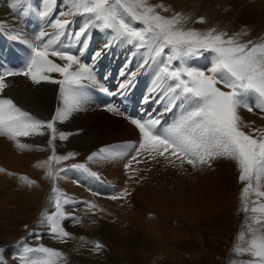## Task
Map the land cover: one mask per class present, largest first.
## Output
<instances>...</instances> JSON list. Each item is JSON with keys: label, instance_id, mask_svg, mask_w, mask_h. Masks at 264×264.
Returning a JSON list of instances; mask_svg holds the SVG:
<instances>
[{"label": "snow or ice", "instance_id": "snow-or-ice-1", "mask_svg": "<svg viewBox=\"0 0 264 264\" xmlns=\"http://www.w3.org/2000/svg\"><path fill=\"white\" fill-rule=\"evenodd\" d=\"M26 3L27 0H10L8 6L15 11ZM36 15L46 27L33 39L25 38L20 31L9 32V39L25 45L28 54L19 68L0 65V137L24 152L34 146L23 142L22 138L49 136L47 146L51 154L37 167L44 169L45 178L52 181L49 201L55 210L43 211L39 221L47 226L52 238L67 243L74 237L65 229L64 222L70 219L76 225L83 223L82 218L66 212L65 206L75 201L56 186L61 173L68 170L56 166L75 155L57 154L54 142L66 140L69 135L58 131L57 123L84 110L88 102L87 88L98 87L103 93L122 95L133 86L139 70L154 66L150 88L142 103L155 100L162 109L157 115L149 113L143 119L130 118L139 133L138 144L101 147L87 159L97 162L116 159L125 149L133 148L135 154L125 164V169L131 172L128 180L133 183L140 182V169L134 168V163L163 161L166 166L177 169H184L185 165L199 169L210 168L219 159L234 161L239 181L244 185L240 202L246 221L231 249L232 264H264V126L253 127L254 122H246L240 115L243 108L250 113L258 110L264 118V38L242 41L241 37L249 34L246 28L229 33L217 27L205 30L188 27L189 15L175 12L163 3L153 4L151 0H59V3L58 0H42V8ZM76 16L84 21L78 30L70 32L72 18ZM196 22L206 23L204 17ZM7 27L0 23V29ZM93 30L108 36L103 48L92 54L93 62L117 45L131 46L143 53L135 71L127 70L131 58L126 61L120 71L124 79L118 84L117 92H110L100 83L95 63L82 59ZM74 47L76 51L72 50ZM205 53L211 54L210 66L206 69L187 63L189 58ZM53 73L60 78H53ZM16 76H24L36 85L50 82L59 86V104L51 119L33 115L5 94L10 87L8 78ZM178 105L183 107L178 119L163 126L162 116ZM106 107L109 112L123 115L112 104ZM70 167L99 179L85 164ZM5 172L6 169L0 168V173ZM7 175L15 174L7 172ZM18 180L21 185L36 186V181L27 176L19 175ZM131 195L125 187L107 198L127 202ZM85 203L87 213L94 216L97 205ZM92 223L98 221L93 219ZM78 239L81 247L90 244L94 253L106 250L100 241H90L83 236ZM3 251L0 249V264H7ZM245 255L250 259H239ZM14 258L18 264H68L64 252L43 244L35 247L24 244Z\"/></svg>", "mask_w": 264, "mask_h": 264}, {"label": "bare ground", "instance_id": "bare-ground-1", "mask_svg": "<svg viewBox=\"0 0 264 264\" xmlns=\"http://www.w3.org/2000/svg\"><path fill=\"white\" fill-rule=\"evenodd\" d=\"M9 3L10 0H0V23H5L8 26L5 29H0V65H3L5 68H19L22 66L23 61L27 56L26 51L28 50L25 45L9 39L10 30L20 31L25 38L33 39L34 35L37 34L41 28H45L46 25L44 21L36 15V12L42 8V0H27L26 4L22 5L15 11L9 8ZM151 3H163L175 12H183L184 14L189 15L191 19L188 22V27H194L200 30L217 27L220 30L228 31L229 33L239 32L241 29L246 28L249 34L242 36V41L264 38V0H151ZM163 14L170 15L171 13ZM200 17H204L206 23H197L196 21ZM72 19L73 23L69 28L70 32L78 30L84 21V18L79 16L73 17ZM107 39L108 36L106 33L93 30L91 32L88 49L82 59L87 63H95L96 75L100 83L108 88L110 92H117L118 84L124 79V77L120 75V71L124 68L126 61L131 58V64L128 66L127 70L135 71L137 65L142 60L143 53L142 51L137 52L131 46L117 45L107 49L98 61L93 62L91 60L92 54L103 48ZM65 42L68 43L69 41L65 40ZM72 50L76 51V48L74 47ZM210 61L211 54L205 53L199 57L189 58L187 63L190 66L203 70L210 66ZM151 68L152 67H147L139 70L133 82V86L129 88V90L137 96V105L133 111H129L126 107L119 104L117 100L119 94L109 95L99 91L98 87H89L86 89L88 102L85 104L84 110L73 113L67 121L57 123L56 125L58 131L69 134L68 138L70 139V142L68 141V138L66 140L57 139L54 142L57 154H75L72 159L62 162V165L56 166H64L67 167L68 170H71L61 173L62 178L57 180L56 186L66 195H72L69 197H71L75 203L69 204L66 208H70L66 209V212H71L75 216L84 218V224L76 225L74 222H64L66 230L74 235V239L69 240L67 243H64V245H59L58 243L56 246L45 236H43L44 239H41L45 246L50 244L52 248L58 249L64 253H72L75 260L73 263H70L71 261L68 260V264H101V260H99L96 253L90 250V244L83 247L80 246L78 238L81 236L90 241H100L101 243L106 244L105 246L109 247V260L106 263L104 262L105 264H122L128 259L130 251L134 254L138 252V256L143 259V261L147 260L149 257L153 258L154 255H156L155 257H157V259L159 258L160 261H163V259L166 258H177L178 254L175 250L168 247L169 245L174 247L175 242H164L165 240L161 239V233H168L169 237L174 238V241L177 238H187L186 233H181L180 231L174 232V230H172V227L169 225L166 218L167 213L158 210L154 211L157 213L155 215L156 217L151 219L143 217L142 215L146 211H143L140 208L139 201L130 204L134 205L132 206L134 210L132 220H134V216L138 215L136 211L139 212V215L136 216L134 220L137 225V230L135 231L136 236L132 235L131 227L128 228L129 232L125 230V227L128 226H125L126 224L124 222H122L124 228L122 224L119 226H122L124 232L121 234L120 232H117L120 234L117 236L114 235L116 231L112 234L110 230L113 223H111V221L103 220L100 214H108L105 211L110 213L120 212L121 214L124 210H128V207L130 206L129 200L124 202L108 199V196L118 192L108 185H106V189L102 188L104 185L101 186L95 184L98 181L96 178H93L91 175L80 169L70 167L72 164H85L91 171L93 168L98 171L96 172L93 170L95 173H98L97 175L99 177H101L99 174L102 173L98 170V165L103 166L104 164V167H107L106 171H104V173L106 172L107 179L116 182V184L121 180L124 183L126 177L124 176V173L121 172L122 169L120 164L131 148L125 149L124 154L121 157L107 161L92 162L89 161L87 157L89 156L88 154H92V150H95L97 146L105 143L110 144L115 140L125 141L124 145H135L134 143L138 138L139 133L135 126L131 124L130 118L138 117L139 119H143L146 118L149 113L157 115L161 111L162 106L160 104L156 106L152 101L147 104H144L141 101L142 88L138 83L145 71H148ZM51 75L53 78H60L58 74L53 73ZM8 83L10 87L6 89L5 94L12 98L18 106L41 119H51V116L55 112V108L59 104L58 85L50 82H42L39 85L32 84L31 81L24 76L10 77L8 78ZM127 90H125L124 94L127 93ZM109 104L118 107L123 115H116L109 112L106 107ZM175 113L176 111H174V114ZM240 115L244 121L254 122L253 127L264 126V118H262V114L259 113L258 110H254V112L250 113L241 108ZM172 116L173 110L165 113L162 116V121H170ZM48 139V135L22 138L23 142L32 144L34 147L30 151L21 152L6 138L0 137V168H4L7 172L16 175V177H6L7 172L4 174L0 173V188L6 189L7 186H18L19 184L13 185L12 183L15 184L19 175L27 176L29 179L36 181V186L28 187L27 185H22L20 191L14 190V195L18 194V198L22 197L20 199V203L22 204L19 209L13 210L4 206L0 207V220H9L10 222L5 225H7L6 227L8 228L10 227L9 230L15 228L17 232L16 235H20L22 231L19 229V223L11 220L12 217L15 216V219H22L27 214L30 216L29 218H31L33 216V214H30L31 208L36 205L38 206L41 202L46 203V199L51 195V191H48L47 187L50 188L52 181L45 178L44 169L37 167L41 161L47 160L48 156L51 154V152L49 153L51 149L47 146ZM109 164L111 165L108 166ZM225 164L226 168L231 172L233 171V173H236V166L233 161H226ZM203 173L208 179L211 176L212 171L210 168H206L203 170ZM81 177H84V179L82 180ZM122 177H124V179ZM85 186L86 188H90V191L92 190L91 193H95L96 190H99L104 193V195H92L86 192L85 189V191H82V187ZM146 196L149 197L150 195L148 193L140 194V198L142 197L146 199ZM17 197L15 201L18 199ZM84 197L97 205L94 216L87 213V206H79L77 203V200H80L79 198ZM165 201L168 205V209L171 207L174 208L179 205L180 202L178 199L173 200L172 202L170 199ZM48 203H50L49 200ZM47 206L49 207V211L47 210L48 212L55 210L54 208L50 210L49 204H47ZM152 206H154L152 203H148L149 208H152ZM101 209H103V211H100ZM152 209H148V211H153ZM205 209L207 210V213H210L211 208L206 206ZM195 215L196 218H199L200 215H202V212L196 210ZM93 219L98 221V223L93 224ZM119 219L121 220V218ZM158 223L161 226L156 225ZM100 226L102 228L98 229ZM3 231L5 230L3 229ZM30 233H32V230ZM5 237L9 238L8 236H0V241ZM155 248L156 251L154 250ZM161 250L162 253L159 252ZM20 251L22 250L20 249L16 251L15 255ZM86 256L92 257L87 261ZM4 259L7 261V264H18V262L12 260L8 255L7 257H4ZM247 259H250L247 255L245 258H242V260Z\"/></svg>", "mask_w": 264, "mask_h": 264}, {"label": "rangeland", "instance_id": "rangeland-1", "mask_svg": "<svg viewBox=\"0 0 264 264\" xmlns=\"http://www.w3.org/2000/svg\"><path fill=\"white\" fill-rule=\"evenodd\" d=\"M26 52L27 55L28 51ZM153 73H154V67H152L148 71H145V73L141 76L142 78L139 80L138 85H140V87L142 88L141 100L148 93V89L150 88V84L153 78ZM152 103L156 106L158 105V103H156L155 100H153ZM174 111H176L175 114ZM182 111H183L182 106L178 105L177 107H175L173 109V116L171 117V120L162 121L163 126H168L171 123H173L176 119H178ZM138 140H139V136L134 144H138ZM68 141L70 142L69 138ZM124 144L125 141L115 140L110 144L105 143L97 146L95 150H92V153L97 152L101 147H111V146L124 145ZM50 152L51 151H49V153ZM134 154L135 151L133 148H131L129 152L124 156V159L120 164L122 169L121 172L124 173V176L126 177L124 183L121 180L116 184V182L107 179L106 178L107 176L105 174L106 172L104 173L107 167H104L103 164V166L98 165L99 167L98 170L102 174H99L101 177H99L98 175L97 176L101 181L96 177L92 176L93 178H96L98 180L97 183L95 184L101 186L104 185L102 188H105L106 185L111 186V188L115 189L116 192H120L123 188L128 187L129 191L132 193V195L128 199L129 205L135 203V201H139L140 208L143 211H146L142 215L146 219H151L153 217H156L155 215L157 213H155L154 211L160 210L161 212L167 213L166 218L168 220L169 225L172 227V230H174V232L180 231L181 233H186L187 238H181V239L177 238L174 241V238L169 237L168 233L166 232L161 233V239H164L165 240L164 242L173 241L176 243V244L174 243V247L173 246L171 247L170 245L168 247L170 249L175 250V252L178 254L177 258H166L163 259V261H160V259L159 258L157 259V257H155L156 255H154L153 258L149 257L147 260L144 259L145 261H143V259H141L138 256L139 255L138 252L134 254L130 251L128 254V259H126L122 264H232L233 253L231 249L233 248L234 243L236 242L238 233L244 230V224L246 221V216L242 210V205L240 202V193L244 185L239 181V171L235 162L233 161V163L236 166V173L235 172L233 173V171L231 172L228 168H226V164H225L226 161H231V160L219 159L214 161L212 167H210L212 173L208 179L203 173V170L209 167L193 169L190 166L185 165L184 169H177L170 166H166L163 163V161H161L160 163H154V162L147 164L141 163L139 165H136L134 163L133 167L140 169L138 174V179L140 180V182L133 183L128 180V176L131 175V172L125 169V164L128 163V161L131 159V156ZM66 164H71V163H66ZM110 165L111 164H109L108 166ZM93 170L94 168L92 169V172L96 171ZM68 171L71 170L69 169ZM7 176L9 175H6V177ZM12 177H16V175H12ZM81 178L82 180L84 179V177ZM122 178L124 179V177ZM12 184L13 185L19 184V185L16 187L7 186L6 189L0 188V207L4 206L16 210L19 209L20 205L22 204L20 203L21 202L20 199L22 197L18 198L17 197L18 194L14 195L15 193L14 190L20 191L22 189L21 188L22 185L20 184L18 178L16 179L15 184L14 183ZM51 188L52 185L50 186V188L47 187V190L51 191ZM82 188H83L82 191L86 190V192L93 195V193H91L92 190L91 191L89 190L90 188H86V186ZM95 193H98L99 195H104V193L100 192L99 190H96ZM142 193H148L150 196L149 197L146 196V199L142 197L140 198V194ZM67 196H72V195L70 194ZM16 197L18 198L17 201H15ZM79 199L80 200H77L79 206L80 205L86 206L85 202H90L88 198L85 197ZM168 199H170L171 202L173 200L178 199L180 201L179 205L175 206L174 208L171 207L170 209H168L167 208L168 205L165 201ZM48 200L49 197L48 199H46L47 201L46 203L41 202L39 203L38 206L36 205L31 208L30 214H33L31 218H29L30 216L27 214L22 219L21 218L15 219L14 218L15 216L12 217L11 220L19 223V229L22 231L21 233L22 235L21 234L16 235L17 232L15 228L13 230L12 229L9 230L10 227L9 228L6 227L7 225L5 224L9 223L10 222L9 220L6 219L0 220V236L9 237V238L5 237L3 238L2 241H0V249H4L3 257H7L8 255V257L12 258V260L18 262L14 258L16 256L15 252L20 249L22 250V246L24 244L33 247L38 246L41 243L43 244L42 241V239H44L43 236L48 238L49 241L53 242L54 245L56 244L58 245V243L59 245H64V243H61L60 241L52 238V236L48 232L46 225H41L39 223L41 219V213L45 210L49 211V207L47 206V204L50 205V210L54 208L51 203H48ZM148 203H152L154 205L152 206L153 209L148 207ZM67 206L69 205L65 206V210L70 208V207L66 208ZM132 206L134 205H130L128 207V210H124L121 214L120 212L110 213L108 211H105L108 214H104V215L100 214L103 220L111 221V223H113L111 225L112 227L110 230L112 234L115 231L116 233H114V235L116 236L123 233L124 226L122 222H124L126 224L125 226H128L125 227V230L129 232L128 228L131 227L130 229L132 230V235H135L136 233L135 231L137 230V225L134 220L135 217L139 215V212L136 211L138 215L134 216V220H132L133 219L132 214L134 212ZM206 206L211 208L210 213L206 212L207 211L205 209ZM148 209L150 210L152 209L153 211H148ZM196 210H200L202 212V215H200L199 218H196L195 215ZM110 215H113L114 217ZM119 218H121V220ZM82 220H83L82 224H84V218H82ZM69 221L73 223V221L70 219L66 220L65 222H69ZM121 224L123 228L122 226L119 227ZM25 225H27V228H25ZM156 225H160V224L158 223ZM100 228L102 227L101 226L98 227V229ZM3 229L6 232L3 231ZM31 230L32 233H30ZM117 232H120V234ZM72 236L74 237V235ZM47 245L51 247L50 244ZM108 250L109 247L106 246L105 251L101 253H96L99 260L102 261V262L100 261L101 264H105L106 262H108L109 260ZM154 250L156 251V248ZM159 252L162 253V250ZM65 254H68L66 255L68 257V260L71 261L70 263H73L75 260L73 254L70 252H66ZM245 256L240 257L239 259L245 258ZM90 257L92 256H86L87 261H89Z\"/></svg>", "mask_w": 264, "mask_h": 264}]
</instances>
